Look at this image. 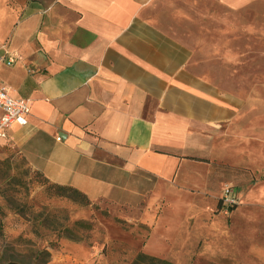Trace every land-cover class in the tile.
Listing matches in <instances>:
<instances>
[{"label":"crops","instance_id":"obj_1","mask_svg":"<svg viewBox=\"0 0 264 264\" xmlns=\"http://www.w3.org/2000/svg\"><path fill=\"white\" fill-rule=\"evenodd\" d=\"M263 21L264 0H0V57L17 58L0 85L30 100L0 161L107 211L101 240L61 255H166L195 237L223 168L264 170V83L238 88V40L264 47Z\"/></svg>","mask_w":264,"mask_h":264},{"label":"rangeland","instance_id":"obj_2","mask_svg":"<svg viewBox=\"0 0 264 264\" xmlns=\"http://www.w3.org/2000/svg\"><path fill=\"white\" fill-rule=\"evenodd\" d=\"M238 15L239 21L262 23L248 14ZM251 40H238V78L251 84L240 83L244 91L264 83V47L259 50L254 47L259 39ZM222 179L220 191L208 200L204 222L192 226L195 237L183 241L187 246L168 248L166 255L141 252L132 260L130 248L104 247L92 260H77L61 255V241L101 240L97 226L106 209L82 194L57 188L37 172L15 177L0 161V264H264V170L223 168ZM226 186L237 189L240 201L229 215L220 212ZM87 207L92 217L85 219L81 214Z\"/></svg>","mask_w":264,"mask_h":264},{"label":"built area","instance_id":"obj_3","mask_svg":"<svg viewBox=\"0 0 264 264\" xmlns=\"http://www.w3.org/2000/svg\"><path fill=\"white\" fill-rule=\"evenodd\" d=\"M0 62L12 65L17 62V58L7 54L5 58L0 57ZM29 114L30 100L16 97L9 88L0 85V138L9 140L12 124H25ZM239 203L237 189L234 186H226L220 197V212L229 215Z\"/></svg>","mask_w":264,"mask_h":264},{"label":"trees","instance_id":"obj_4","mask_svg":"<svg viewBox=\"0 0 264 264\" xmlns=\"http://www.w3.org/2000/svg\"><path fill=\"white\" fill-rule=\"evenodd\" d=\"M56 187L59 188V189H62V190H66V191H68L70 193H73V194H79V195L82 194L80 191H78L75 188L65 187V186H56Z\"/></svg>","mask_w":264,"mask_h":264}]
</instances>
